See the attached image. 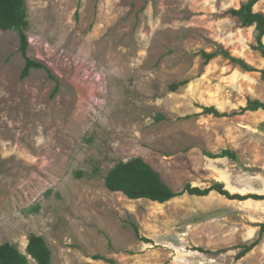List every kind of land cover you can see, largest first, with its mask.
Here are the masks:
<instances>
[{"label": "rangeland", "instance_id": "obj_1", "mask_svg": "<svg viewBox=\"0 0 264 264\" xmlns=\"http://www.w3.org/2000/svg\"><path fill=\"white\" fill-rule=\"evenodd\" d=\"M247 1L26 0L28 55L60 85L52 96L45 69L21 78L19 33L0 29V244L28 256L41 235L55 264H264V234L238 257L260 236L264 200L159 203L105 185L118 161L141 156L175 191L221 182L264 194V111L240 112L264 101L261 73L202 54L223 47L264 69L254 26L227 12ZM224 149L237 159L207 154Z\"/></svg>", "mask_w": 264, "mask_h": 264}, {"label": "trees", "instance_id": "obj_2", "mask_svg": "<svg viewBox=\"0 0 264 264\" xmlns=\"http://www.w3.org/2000/svg\"><path fill=\"white\" fill-rule=\"evenodd\" d=\"M260 0H248L239 8H231L227 12L235 17H238L243 26H254L255 28V45L253 48L260 52L264 58V13L255 11L254 7ZM28 11L26 0H0V29L14 30L19 33L20 37V52L25 60L24 67L21 72V78H27L32 70L45 69L51 79L55 81V88L52 96L59 91V81L52 74L51 70L41 61L31 58L28 55L30 41L27 31L29 30ZM206 62L212 59L223 56L231 59L236 64L240 65L246 71H260L261 77L264 80V69L258 70L249 65L244 59L238 58L230 53L229 50L219 47L213 52L202 51ZM187 80L176 82L171 85L173 90L187 84ZM264 111V101L260 99H249L247 105L241 108V113L246 111ZM203 112L213 114L217 117L229 116V113L221 112L215 106H204ZM212 158L228 157L237 159V153L230 149H224L220 153H207ZM106 187L114 192H121L129 199H148L151 201L165 203L171 199L183 195L185 193L197 196L209 195L215 191L229 199L236 200H264V194H240L231 193L225 188L221 182H215L207 188L192 186L188 183L180 191H175L163 179L161 173L153 168L143 157L137 156L129 160L118 161L105 176ZM132 225L139 235V227L132 222ZM260 236L249 244L240 246L242 249L238 253V257L246 255L253 250L260 242L264 234V223L260 224ZM144 241L148 239L142 237ZM202 250V249H200ZM28 256L23 253L18 246L11 242L0 244V264H31L29 256L33 258L37 264H55L52 261V251L49 248L43 236L31 234L27 244ZM96 258H101L97 256Z\"/></svg>", "mask_w": 264, "mask_h": 264}]
</instances>
